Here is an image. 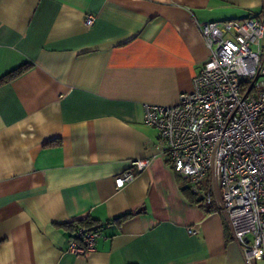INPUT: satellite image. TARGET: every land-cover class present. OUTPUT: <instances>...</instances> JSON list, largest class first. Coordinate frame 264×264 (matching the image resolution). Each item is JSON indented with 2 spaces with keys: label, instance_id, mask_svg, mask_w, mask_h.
<instances>
[{
  "label": "crops",
  "instance_id": "obj_1",
  "mask_svg": "<svg viewBox=\"0 0 264 264\" xmlns=\"http://www.w3.org/2000/svg\"><path fill=\"white\" fill-rule=\"evenodd\" d=\"M245 16L264 21V0H0V78L30 65L0 86V264H244L225 216L183 195L142 107L192 90L199 25ZM84 219L99 237L76 257L59 225Z\"/></svg>",
  "mask_w": 264,
  "mask_h": 264
},
{
  "label": "built area",
  "instance_id": "obj_2",
  "mask_svg": "<svg viewBox=\"0 0 264 264\" xmlns=\"http://www.w3.org/2000/svg\"><path fill=\"white\" fill-rule=\"evenodd\" d=\"M93 23L92 16L84 20L87 28ZM199 31L209 56L192 90L172 107L143 105L142 123L157 132L168 167L225 216L243 263L264 262V21L245 16L201 24ZM149 163L130 166L141 172ZM132 177L122 173L115 187ZM207 179L212 190L204 195L198 185ZM98 237L95 227H78L68 252L87 257Z\"/></svg>",
  "mask_w": 264,
  "mask_h": 264
},
{
  "label": "trees",
  "instance_id": "obj_3",
  "mask_svg": "<svg viewBox=\"0 0 264 264\" xmlns=\"http://www.w3.org/2000/svg\"><path fill=\"white\" fill-rule=\"evenodd\" d=\"M30 65H23L12 72L6 74L2 78H0V86L6 83H9L10 81L14 80L18 76L25 73L27 70H29ZM182 193L185 196V198L192 204H198L203 210L206 212H211L212 207L204 205V199L199 194H194L190 191V189H182ZM208 193L204 191V195H207ZM94 224V222L90 221L89 219H84L80 221H75L68 224H61L59 227L67 230V231H74L78 227H91Z\"/></svg>",
  "mask_w": 264,
  "mask_h": 264
}]
</instances>
